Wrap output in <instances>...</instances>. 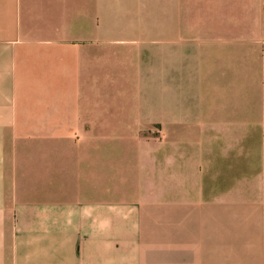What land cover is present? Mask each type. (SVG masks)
<instances>
[{"label": "crops", "instance_id": "1", "mask_svg": "<svg viewBox=\"0 0 264 264\" xmlns=\"http://www.w3.org/2000/svg\"><path fill=\"white\" fill-rule=\"evenodd\" d=\"M0 264H264V0H0Z\"/></svg>", "mask_w": 264, "mask_h": 264}, {"label": "rangeland", "instance_id": "2", "mask_svg": "<svg viewBox=\"0 0 264 264\" xmlns=\"http://www.w3.org/2000/svg\"><path fill=\"white\" fill-rule=\"evenodd\" d=\"M143 15L142 18L143 19H149L150 18V12L147 11V13H144L146 8H143ZM163 10V9H162ZM162 23L159 24L160 28L162 29L161 31H164V28L161 27ZM177 25V24H176ZM111 29L112 31L114 30H129V31H133V30H142V31H147V30H152L151 24L148 22H142V23H112L111 24ZM163 53H162V57L160 56V58H166V54H167V48H163ZM150 77H152V75H149ZM160 76H161V81L166 77H165V73L163 71H160V74L158 75V86H160V88L162 87L161 85L164 86V84H160ZM157 77H155L154 74V80H156ZM160 84V85H159ZM128 92L132 91V86H126ZM144 89H147L146 87ZM148 90V89H147ZM159 90V88H158Z\"/></svg>", "mask_w": 264, "mask_h": 264}]
</instances>
